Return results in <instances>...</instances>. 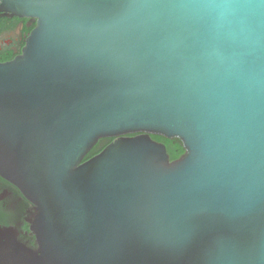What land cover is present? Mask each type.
<instances>
[{
  "label": "water",
  "instance_id": "1",
  "mask_svg": "<svg viewBox=\"0 0 264 264\" xmlns=\"http://www.w3.org/2000/svg\"><path fill=\"white\" fill-rule=\"evenodd\" d=\"M0 12L36 23L0 63V176L37 245L18 264H264V0Z\"/></svg>",
  "mask_w": 264,
  "mask_h": 264
},
{
  "label": "flooded vegetation",
  "instance_id": "2",
  "mask_svg": "<svg viewBox=\"0 0 264 264\" xmlns=\"http://www.w3.org/2000/svg\"><path fill=\"white\" fill-rule=\"evenodd\" d=\"M35 26L30 18L0 12V63L20 55ZM104 144L100 143L98 148ZM32 214L31 203L0 176V228L14 231L0 234V264H18L17 250L25 254L36 250V238L30 230Z\"/></svg>",
  "mask_w": 264,
  "mask_h": 264
},
{
  "label": "trees",
  "instance_id": "3",
  "mask_svg": "<svg viewBox=\"0 0 264 264\" xmlns=\"http://www.w3.org/2000/svg\"><path fill=\"white\" fill-rule=\"evenodd\" d=\"M152 139L159 142V143H162L165 148H166V151H167V154L169 155V158L170 160H175L177 158H179L182 153H183V148L180 144V142L178 140H168V139H165V138H162V137H158V136H152ZM111 140H101L99 141L92 149L91 151L85 156L84 160H87L89 158H91L92 156L96 155L101 149V148H98V145L100 143H103V142H106L109 143ZM105 145V144H104Z\"/></svg>",
  "mask_w": 264,
  "mask_h": 264
}]
</instances>
